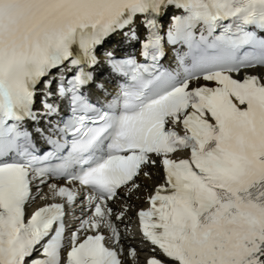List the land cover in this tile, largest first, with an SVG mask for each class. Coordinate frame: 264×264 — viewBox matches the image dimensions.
Returning <instances> with one entry per match:
<instances>
[{
    "label": "snow or ice",
    "instance_id": "obj_1",
    "mask_svg": "<svg viewBox=\"0 0 264 264\" xmlns=\"http://www.w3.org/2000/svg\"><path fill=\"white\" fill-rule=\"evenodd\" d=\"M257 68L264 0H0V264H124L110 202L157 166L146 264H264ZM48 177L78 187L28 215Z\"/></svg>",
    "mask_w": 264,
    "mask_h": 264
},
{
    "label": "bare ground",
    "instance_id": "obj_2",
    "mask_svg": "<svg viewBox=\"0 0 264 264\" xmlns=\"http://www.w3.org/2000/svg\"><path fill=\"white\" fill-rule=\"evenodd\" d=\"M118 41V40H116ZM116 45V44H115ZM251 74L253 75H259L261 76L262 78H264V68H261L259 69L258 71L256 70H252L250 71ZM242 77V74H240L239 77H236V78H241ZM151 169H154V171H152ZM146 171H149L151 173V178H146V177H139L137 179V183H139L141 185V187L139 188V190L133 192L130 196L128 195V193L125 191V192H121L120 194V197L118 200H116L115 202H110L111 203V206L114 210V213L118 214L120 213L121 211H123L124 209H127L126 207H129V209H127V211L124 213V220L123 221H117L115 219V216H113L112 220H113V223L117 226L120 234H121V237H122V246H123V256H122V259L124 261V264H132L130 262V259L129 258V251L130 249H135L136 252L139 254V257L142 259V255H143V252H147V251H151L150 250H143V249H140L139 246H138V243L140 242V240L138 239V236H131L129 234V230L127 229V224L129 223V221L132 220V218L135 216V212H136V209L138 206L142 205L143 202L145 201V195L147 193H149L150 191H152L153 187L155 186V184L157 183L158 179H159V176H155L157 174V172H155V170L159 171V168L158 167H154V168H148V169H145ZM51 184H56L57 187H70V188H77L78 186L75 185V184H68L67 181H64V180H59V181H50L49 183L46 181L44 184H41L39 185V191L37 192V189L36 187L33 189L34 190V195L37 196V199L35 201H33V203L31 205H39V204H42V203H47V202H50V201H62L64 203L63 200H61L60 198H55L53 199L52 197L51 198H47V199H39L40 195L42 192L44 191H48V193L50 194V191H49V185ZM47 195V193H46ZM51 195V194H50ZM77 208H78V211H80V208L82 207L81 204L79 205H76ZM67 210H70L67 208ZM132 210V212H131ZM79 216H81V218H86V215L84 213H81L79 214ZM102 233L106 236V240L105 242L112 245V241L110 238V233L108 232V230L106 231V229H101ZM132 233V232H131ZM140 261V259H139ZM142 264V260H141V263Z\"/></svg>",
    "mask_w": 264,
    "mask_h": 264
},
{
    "label": "rangeland",
    "instance_id": "obj_3",
    "mask_svg": "<svg viewBox=\"0 0 264 264\" xmlns=\"http://www.w3.org/2000/svg\"><path fill=\"white\" fill-rule=\"evenodd\" d=\"M154 168V167H153ZM152 171H154V169H151ZM46 193H47V195H46ZM50 197H49V196ZM41 196H48L49 198H51V195L48 193V191L46 192V191H44V193L42 192L41 193V195H40V197ZM40 197H39V199H40ZM48 198V199H49ZM127 209H129V207H126ZM131 212H132V210H131ZM107 231V230H106ZM132 231L131 230H129V234L131 235V236H133V232L131 233ZM128 259H130V262L132 263V264H140L141 263V258L139 257V254L137 253V258L135 259V260H133V259H131L130 257L128 258ZM139 259H140V261H139Z\"/></svg>",
    "mask_w": 264,
    "mask_h": 264
}]
</instances>
